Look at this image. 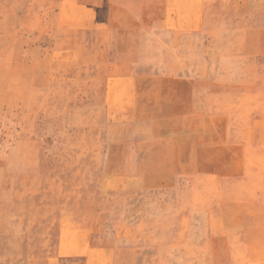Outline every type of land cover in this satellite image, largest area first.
Segmentation results:
<instances>
[{
	"label": "rangeland",
	"instance_id": "rangeland-1",
	"mask_svg": "<svg viewBox=\"0 0 264 264\" xmlns=\"http://www.w3.org/2000/svg\"><path fill=\"white\" fill-rule=\"evenodd\" d=\"M146 1L181 54L117 60L111 0H0V264H264V0Z\"/></svg>",
	"mask_w": 264,
	"mask_h": 264
},
{
	"label": "crops",
	"instance_id": "crops-1",
	"mask_svg": "<svg viewBox=\"0 0 264 264\" xmlns=\"http://www.w3.org/2000/svg\"><path fill=\"white\" fill-rule=\"evenodd\" d=\"M120 1L116 0L115 2V0H111V3L99 4L95 8L96 28H100L101 33H106L108 30L117 28L119 45H127L128 43H125V40L131 35L139 37V41L136 44L140 46L136 52L127 54L128 52L123 49V53L126 55L117 56V60L147 61L166 59L162 55L167 54V43L174 52L182 53V47L178 45L181 44V41L177 38L178 34L175 32L176 30H169L176 28H172L171 25L179 24V22L173 20V16L169 18L167 15L170 10H173V7L165 4H152L146 0L139 3H134L130 0L125 3H123V0L121 3ZM168 31L171 32H169L170 35L168 37L170 41L167 42L166 36ZM97 33L99 34V30H97ZM151 34L156 39L153 40V43L150 42L153 39ZM149 45L159 47L152 52L151 48H148ZM125 75H130L133 78L136 90L142 92L144 97L153 95V100H149V103H157L156 105L158 106L163 104L164 107L168 106L170 108H176L177 105L181 107L184 86L189 87L190 83H192V81L184 79L181 72L169 69L160 71L137 67L134 70L132 69V73L130 72V74L127 73Z\"/></svg>",
	"mask_w": 264,
	"mask_h": 264
}]
</instances>
